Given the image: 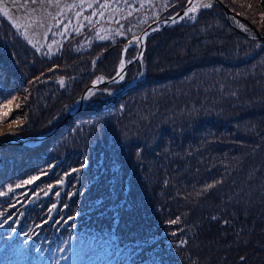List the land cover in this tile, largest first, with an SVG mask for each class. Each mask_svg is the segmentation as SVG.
Instances as JSON below:
<instances>
[{
  "label": "trees",
  "instance_id": "obj_1",
  "mask_svg": "<svg viewBox=\"0 0 264 264\" xmlns=\"http://www.w3.org/2000/svg\"><path fill=\"white\" fill-rule=\"evenodd\" d=\"M102 2L104 0L100 3ZM110 2L115 8L120 5L119 9H131V15L118 21L127 29L118 34L114 26L116 23L104 25L112 27L114 34L101 39L95 33V24L84 32H79L77 41L71 44L72 55L76 59L89 55L97 48L108 47L106 56L98 63L96 69L93 67L84 75H73L75 89L69 102L64 107L54 108L52 119L38 125L31 135L18 139L16 137L22 135L13 133L9 127L0 124V143L33 140L51 133L68 117L72 109L69 112L68 110L92 81L97 80L99 76L104 77V80L115 76L121 51L131 40L130 35L136 27H148L157 20L176 14L184 9L188 0L184 6L182 0ZM232 11L241 18L248 19L241 8ZM196 16L195 23L182 21L148 40L142 61L132 65L123 82L115 85H123L126 88V97H117L114 100L107 97L108 102H102V96L106 94L101 92L103 94L92 97L84 111L72 118L68 124L83 118L98 121L111 119L115 115L119 129L129 135L132 127L139 125L141 121L143 125L138 132L142 134L149 127V123L142 119L148 116L151 120L170 119L171 129L162 127V131L155 132V144L152 146H147L142 141L144 137L149 138L145 132L144 137L132 135L131 143L119 148L117 152L120 160L135 168L130 175L133 199L141 196L147 210L159 211L156 212V218H148L150 221L155 219L154 223H141L155 227V231L159 230L160 234L163 233L162 230L174 227L189 232L188 251L194 262L184 259L181 264H264V66L262 69H250L264 55V42L241 35L227 21L225 13L219 7L202 11ZM240 22L238 20V23ZM256 28L264 34V28ZM75 37H71L59 51H64L66 45ZM255 46H262L261 51L256 52ZM2 50L0 46V52ZM36 53L43 61L49 62H54L62 55L46 54L44 51H41V54L37 51ZM2 63L0 60V68L5 71ZM2 70L0 83H4V87H8L10 92L17 91L19 85L13 79L16 77L11 74L4 77ZM141 72L144 73L142 77ZM35 73H38V70L35 69ZM207 73H215L220 77L233 75L231 83L235 85L241 99H227L219 77L211 81V75L209 74L208 78ZM52 79L57 82L66 78ZM201 80H204L203 86L199 84ZM12 81L14 83H11ZM134 81L136 83L133 85ZM231 83L228 82L234 89ZM212 84L219 85L222 91H214ZM106 89L109 88L104 90ZM147 95L151 96V102L143 99ZM186 95H189V98L183 103ZM139 97L143 106L139 114L130 119L125 117L126 113L117 117V110ZM203 100L217 105L215 108H209L214 112L208 113L212 118L200 119L204 118L200 116L194 120V124L188 125L181 135L173 136L172 128L176 125V129H180L182 125L177 119H192V116L187 118L188 110L184 108L191 107L190 102L194 103L192 106L198 107L209 104L201 102ZM97 103H102V107L96 106ZM219 110L227 116L235 115L237 110H241L243 113L240 121L247 127L251 137L237 134L239 144H234L232 135L228 134L233 129H226V125L218 122L219 117L214 118L219 116ZM54 116L62 119H57L59 121L54 123ZM8 119L28 117L23 113L14 112ZM4 123L2 124L7 126L9 124ZM68 124L39 146L0 147V152L16 153V156H34L35 165H47L58 159L50 155V152L61 143L56 144L61 137L71 130ZM13 148H19V151H14ZM246 151L251 155L250 158L245 155ZM251 159H254L257 166L261 164L256 168V172L254 169L249 170V166L254 163ZM170 217L172 220L178 219V223L173 224L169 221Z\"/></svg>",
  "mask_w": 264,
  "mask_h": 264
},
{
  "label": "rangeland",
  "instance_id": "obj_2",
  "mask_svg": "<svg viewBox=\"0 0 264 264\" xmlns=\"http://www.w3.org/2000/svg\"><path fill=\"white\" fill-rule=\"evenodd\" d=\"M101 1L38 0L37 5L33 6L31 0H0V7H8L14 16L26 17L31 21L26 29L17 31L6 17L2 18L3 15L0 13V46L3 48L0 52V60L3 62L5 71L1 68L0 70L4 71V77L8 74L16 77L13 79L19 85L17 91L10 92L8 87H4V83H0V101L15 98L8 108H0V124L9 127L11 132L22 135L16 138L20 139L25 135H31L36 131L38 125L52 119L53 109L64 107L71 98L75 89L73 75L75 73L84 75L93 67L96 69L98 63L106 56L108 47L97 48L89 55L77 59L72 55V42H76L79 32H84L86 28L97 24L95 33L99 37L108 38L114 34L112 27H104V25H114V23L102 21L98 16L94 17V23L81 28L78 33L72 32L70 25L69 33L65 36H56L55 43H52L53 33L62 30L63 23L74 18L77 11L81 12V23H83L82 17L88 15L93 9L96 12L100 11L99 8H96L98 4L110 5L104 9L105 16H122L121 19H124L129 15V9L117 11L110 0L100 3ZM182 1L184 6L187 0ZM221 1L231 10L241 8L247 14V18L253 21L252 23L247 19L248 22L250 21L256 27L264 28V0ZM82 3L92 4L93 9L73 7ZM21 4H27L29 10L34 7L36 10L29 15L14 7ZM61 13H63V23L58 25L57 17ZM196 17L184 21L193 24L197 20ZM73 23H75L74 19ZM115 23V31L118 34L127 29L123 24H119L121 22ZM243 24L245 23L237 22L236 26L246 31L250 30L247 24L248 27ZM145 27L143 25L136 27L130 35V41L138 38ZM23 31L28 33L27 38L22 34ZM46 32L48 33L47 41L44 40ZM261 33L263 34V32ZM73 36L76 37L66 45L65 52L59 51ZM28 39H31L33 43L40 42L49 45L50 51L47 48L42 50L46 54L62 53V55H59L54 62L43 61L32 45L28 43ZM261 48L262 46H255V51L259 52ZM123 50L124 48L121 51L120 62L122 53L125 52ZM126 53L127 59H133L138 54V50L133 48ZM262 66H264V55L250 69H262ZM35 69L38 70V73H35ZM209 74L211 81L218 77L222 81L221 87L227 99L229 97H234L235 101L241 99L235 85L231 83L233 75L220 77L215 73H207V77ZM38 75L43 78V82L34 84ZM52 77H65L66 79H63L65 85L61 87L58 83L59 80L55 82ZM203 81L201 80L199 83L201 86H203ZM94 82L92 81V83ZM228 82L233 85L234 89L229 86ZM135 83L136 81L133 85ZM211 87L214 91H222L219 85L212 84ZM105 88L109 89L104 90ZM2 89H4L3 92H1ZM101 92L106 94L102 96V102H108L107 97H112L114 100V98H123L127 95L123 85L120 87L104 85L96 90V95ZM107 92L113 94L108 95ZM140 98L117 110V117L126 113L125 117L130 119L133 115L139 114L143 110ZM187 98L189 95H186L182 102L184 103ZM79 99L77 97L72 106ZM143 99L146 102H151L150 95L144 96ZM204 101L209 104L198 107L192 106L194 103L190 102V109L184 108L188 110L187 118L192 116V119L176 118L177 121H181L182 125L180 124V129H176V125L172 128L173 136L181 135V132L191 123L194 124V120L200 116L204 117L200 119L212 118V116H208V113L214 112L209 108H215L217 105H211L208 100L201 102ZM17 105L19 106L17 107ZM72 106L70 109L73 110ZM96 106L102 107V103H97ZM14 112L23 113L28 119H8ZM237 112L235 115L227 116L219 110L217 113L219 116H214V118H220L218 122L226 125V129L228 127L233 129L228 134L232 135L234 144H239L237 134L246 138L251 137L247 127L240 121L243 112L241 110H237ZM53 119H55L54 123H57L59 121L57 119L62 118L54 116ZM113 119L115 120L112 121ZM116 119L115 115L111 119L99 121L83 118L73 121L71 125L68 124V128L70 127L71 130L61 137L56 144L61 143L50 152V155L58 157V159L44 166L35 165L33 163L34 156H24V154L16 156V153L0 152V191L6 193V195L0 196V213H3L0 215V223L6 217H12L13 226L16 228V231L13 232L12 227L6 224L3 229H0V264H181L184 259L194 262L193 258L189 257L191 255L188 251L189 232L183 228L174 227L162 230L163 233L160 234L159 230L155 231V227H148L141 223H154L155 219L150 221L148 218L149 216L156 218L159 211L147 210L141 196L133 199L130 175L135 168L120 160L117 154L119 148L131 143L132 135L144 137L145 132L149 138L144 137L142 141L147 146H152L155 144V132L162 131V127L171 129L169 125L171 120H151L148 116V118L142 119L149 123V127L142 134L138 132V129L143 125L141 121L139 125L132 127V132L128 135V132L124 133L119 129ZM11 120L14 122H10ZM4 122L10 125H3ZM125 123L124 121L123 124ZM18 149L13 148L14 151H19ZM140 154L142 155L141 151ZM245 155L251 157L247 151ZM85 160L87 167L83 168L80 173L67 176L62 186L57 183L58 179L64 178L63 173L73 167H80ZM49 165H55V167L50 169ZM260 166L261 164L257 166L254 161L252 166H249V170L254 169L256 172V168ZM45 172L47 174H44ZM33 175H40V179L32 184L24 185L23 181L31 179ZM17 184H20L21 187L17 188ZM37 185L40 187L38 188ZM49 185L52 186L51 190H49ZM9 187H12V192H8ZM56 191L60 192L59 197L54 195ZM73 192L75 195H71L69 198V194ZM53 203L57 207L49 213L48 209ZM65 205L66 207H64ZM68 217L75 218L67 219ZM53 220L58 223H52ZM169 221H173L171 217ZM26 231L29 233L27 236L24 235ZM9 236L13 238L9 240Z\"/></svg>",
  "mask_w": 264,
  "mask_h": 264
},
{
  "label": "snow or ice",
  "instance_id": "obj_3",
  "mask_svg": "<svg viewBox=\"0 0 264 264\" xmlns=\"http://www.w3.org/2000/svg\"><path fill=\"white\" fill-rule=\"evenodd\" d=\"M31 3L33 4V6H36L37 3H38V0H31ZM17 8V10H23L25 12H27L29 15H31V12L32 11H35L36 8L34 7L32 10H29L28 9V6L27 4H21L19 6H14ZM73 7H78L80 9H83L85 7L89 8V9H93V5L92 4H80L78 6L74 5ZM110 7V5L108 4H98L96 5V8H99L100 11L99 12H96L94 9L93 11L89 12L88 15H85L82 17L83 19V23H81V12L80 11H77L76 14H75V17L74 18H70L66 23H63V13H61L58 17H57V21H58V25L60 23H63V28L62 30H58L56 31L55 33H53V40H52V43H55V37L56 36H65L69 33V26L71 25V30L72 32H76L78 33L79 30L85 26H90L92 23H94V17H99L102 21H105V22H108V23H115V22H118L121 18V17H108V16H105L104 14V9L105 8H108ZM197 7L196 5H190L187 10L185 11L184 13V16L187 17L189 16V13H193L195 10H197ZM202 7L204 8H210L212 7V4L211 3H205L202 5ZM116 8H117V11L119 10L120 8V5H116ZM0 13H2L3 17H6L8 19V21L11 23L12 27L15 28L17 31H21L22 29H26L28 27V24L31 23L30 20H27L26 17H17V16H14L12 14V12L9 10L8 7H0ZM129 15H131V9H129V12H128ZM73 19L75 20V23H73ZM181 19H183V17H181ZM168 21H171L172 23H175L177 21V17L176 16H171V17H168L165 21V23H167ZM159 30V27L157 26L156 28H152L151 31H157ZM22 34L27 38L28 36V33L26 31H23ZM147 37V32L145 33V39ZM48 39V33L46 32L44 34V40L47 41ZM101 39H104V37H101ZM138 44H142V41L137 39L136 41ZM28 43H30L32 45V47L37 51V52H40L42 51L43 49L47 48L48 51H50V46L49 45H46L44 43H40V42H37V43H33L31 39H28ZM126 51V49H125ZM142 56H143V49L141 48V53H140V58L142 59ZM95 63V62H93ZM124 62L121 61L120 62V66H119V69L118 71L116 72L115 76L112 77V80L111 82L112 83H119L121 81H123L125 79V76H124ZM144 75L143 72L140 73V76L142 77ZM104 80V77H99L95 82H94V85H93V88L90 89L87 93H85L84 97L82 98L81 101L79 102H84V101H89V99L93 96H95L97 93H96V88H95V85L96 84H99L101 83L102 81ZM36 82H43V78L41 76H37L36 77V80L33 82L34 84ZM59 85L61 87H63L65 85V81L63 79H60L59 80ZM103 94V93H101ZM108 95H112L113 93L111 92H107ZM15 98L13 97L12 99H7L6 101H0V108H8L9 105H11L13 103V100ZM19 105H17L18 107ZM73 107H75V105H73ZM71 109H69L70 111ZM6 115V113H5ZM139 154V153H138ZM55 165H49V168H54ZM87 167V161H83L81 166L80 167H73L71 169H69L67 172L63 173V179H58L57 183L59 185H64L65 183V180L67 178V176L69 175H73L75 173H80L82 171L83 168ZM44 174H47L46 172ZM40 179V175H33L31 177V179H25L23 181V184L24 185H29V184H32L34 181H37ZM75 179V177H74ZM71 187V185H69ZM17 188L21 187L20 184H17L16 185ZM37 187L39 188L40 185H37ZM51 185H49V190H51ZM208 187H212V185H208ZM13 189L12 187H9L8 188V192H12ZM6 195L5 192H2L0 191V196H4ZM38 195V193H37ZM45 195H47V193H45ZM55 196L59 197L60 196V192L59 191H56L54 193ZM71 195H75V192L73 193H70L69 194V198L71 197ZM14 206V205H13ZM57 206L55 203H53V205L48 209L49 213H51L53 211V209H55ZM66 207V205L64 206ZM0 215H3V213H0ZM21 215H23V213H21ZM75 217H68L67 219H74ZM213 219H215V217H213ZM45 222H47V220H45ZM52 223H58V221L56 220H53ZM173 224L175 223H178V219L177 220H173L172 221ZM226 223V222H225ZM9 225L10 227H12V231L15 232L16 231V228L13 226L14 224V221H13V218L12 217H6L4 219V221L2 223H0V229H3L5 227V225ZM40 226V225H38ZM29 233L26 231L24 233L25 236H27ZM13 237L12 236H9L8 239L11 240ZM183 243V242H182ZM65 259H67V257H65Z\"/></svg>",
  "mask_w": 264,
  "mask_h": 264
},
{
  "label": "water",
  "instance_id": "obj_4",
  "mask_svg": "<svg viewBox=\"0 0 264 264\" xmlns=\"http://www.w3.org/2000/svg\"><path fill=\"white\" fill-rule=\"evenodd\" d=\"M213 4L212 7L210 8H203L202 11L205 10H209L211 8H213L214 6H217L219 8H221L223 10V12L225 13V16L227 18V21L233 26V28H235L241 35L245 36L248 39H252V40H257V41H263L264 42V35L257 30L254 26H252L247 20L241 18L240 16H238L237 14H235L231 9H229L221 0H213ZM193 0H188L186 6L184 9L180 10L179 12H177L176 14L172 15V16H176L177 17V21L175 23H172L171 21H168L167 23H165L166 19L168 18H163L160 20H157L153 23H151L148 27H146L141 34L139 35V39L143 40L144 45L141 47L143 49V56L142 59L145 55L146 49H147V43L148 40L154 36L155 34L163 31L164 29L170 28L172 26H174L175 24L181 22L185 16L184 13L187 10V8L192 5ZM201 11V12H202ZM171 17V16H170ZM181 17H183V19H181ZM234 20V21H233ZM238 20H240L241 22H244L245 24H247L250 27V30L246 31L243 29H240L238 26H236ZM233 21V22H232ZM159 27V30L157 31H151L152 28H156ZM147 32V37L146 39L145 37V33ZM135 46L134 40L128 42L125 46H124V50L126 48V50H130L131 48H133ZM141 48H140V52H138V54L136 55L135 58L131 59L128 64L124 67V76L127 74L129 68L134 65L137 62H141L142 59L140 58V53H141ZM123 50V51H124ZM112 79L110 80H104L99 84L95 85L96 90L99 87H102L104 85H115L118 83H112L111 82ZM120 83V82H119ZM94 83H92L82 94V96L80 97L79 101L82 100V98L84 97L85 93H87L90 89L93 88ZM77 102L75 104V107H73V110L70 112V114L68 115V117L58 126L56 127L51 133H49L46 136L43 137H38L36 139L33 140H24V141H13V142H9V143H0V147H9V146H20V147H36L39 146L41 143H43L44 141L50 139L51 137H53L57 132H59L63 127H65L69 121L76 117L77 115H79L84 109L85 106L87 104L88 101H84V102Z\"/></svg>",
  "mask_w": 264,
  "mask_h": 264
},
{
  "label": "bare ground",
  "instance_id": "obj_5",
  "mask_svg": "<svg viewBox=\"0 0 264 264\" xmlns=\"http://www.w3.org/2000/svg\"><path fill=\"white\" fill-rule=\"evenodd\" d=\"M213 0H193V3H192V5H196V6H198L197 7V10H195L193 13H189V16H187V17H185L182 21H184L185 19H192V18H194L196 15H198L201 11H202V9L204 8V7H202V5L203 4H205V3H211V4H213ZM214 7H217V6H214ZM190 16H193L192 18H189ZM181 21V22H182ZM181 22H179V23H181ZM135 38V37H134ZM137 39H139V38H135L134 39V43H135V46L133 47V48H137L138 49V52H140V48L144 45V43H143V40H141L142 41V44H138L136 41H137ZM140 40V39H139ZM132 49V48H131ZM130 49V50H131ZM129 50H127V51H125V52H123L122 53V60L121 61H123L124 62V67L128 64V62L130 61L129 59H127V53L126 52H128ZM119 66H120V64H119ZM119 66H118V69H119ZM123 81H121L120 83H122ZM120 83H118V84H120ZM116 85V84H115Z\"/></svg>",
  "mask_w": 264,
  "mask_h": 264
}]
</instances>
